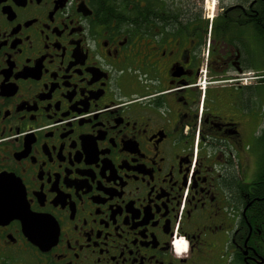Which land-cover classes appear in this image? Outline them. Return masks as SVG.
Here are the masks:
<instances>
[{"label": "flooded vegetation", "instance_id": "flooded-vegetation-1", "mask_svg": "<svg viewBox=\"0 0 264 264\" xmlns=\"http://www.w3.org/2000/svg\"><path fill=\"white\" fill-rule=\"evenodd\" d=\"M262 214L264 0H0V264H264Z\"/></svg>", "mask_w": 264, "mask_h": 264}, {"label": "built area", "instance_id": "built-area-1", "mask_svg": "<svg viewBox=\"0 0 264 264\" xmlns=\"http://www.w3.org/2000/svg\"><path fill=\"white\" fill-rule=\"evenodd\" d=\"M181 244H183L182 239H178V240H174L173 241V246L176 249V251H179V247H180Z\"/></svg>", "mask_w": 264, "mask_h": 264}, {"label": "bare ground", "instance_id": "bare-ground-1", "mask_svg": "<svg viewBox=\"0 0 264 264\" xmlns=\"http://www.w3.org/2000/svg\"><path fill=\"white\" fill-rule=\"evenodd\" d=\"M186 247H187L186 243L183 242V244H181L180 247H179V252H183Z\"/></svg>", "mask_w": 264, "mask_h": 264}, {"label": "trees", "instance_id": "trees-1", "mask_svg": "<svg viewBox=\"0 0 264 264\" xmlns=\"http://www.w3.org/2000/svg\"><path fill=\"white\" fill-rule=\"evenodd\" d=\"M261 217H262V220H264V214H262V216H261Z\"/></svg>", "mask_w": 264, "mask_h": 264}, {"label": "water", "instance_id": "water-1", "mask_svg": "<svg viewBox=\"0 0 264 264\" xmlns=\"http://www.w3.org/2000/svg\"><path fill=\"white\" fill-rule=\"evenodd\" d=\"M6 215H8V214H6ZM8 216H11V214H9Z\"/></svg>", "mask_w": 264, "mask_h": 264}, {"label": "rangeland", "instance_id": "rangeland-1", "mask_svg": "<svg viewBox=\"0 0 264 264\" xmlns=\"http://www.w3.org/2000/svg\"><path fill=\"white\" fill-rule=\"evenodd\" d=\"M183 241V240H182ZM184 242V241H183Z\"/></svg>", "mask_w": 264, "mask_h": 264}]
</instances>
